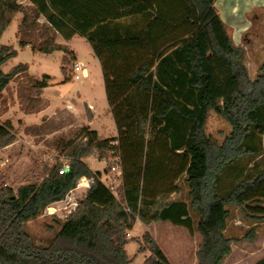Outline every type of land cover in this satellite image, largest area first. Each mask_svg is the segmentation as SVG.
Returning <instances> with one entry per match:
<instances>
[{"label":"trees","instance_id":"1","mask_svg":"<svg viewBox=\"0 0 264 264\" xmlns=\"http://www.w3.org/2000/svg\"><path fill=\"white\" fill-rule=\"evenodd\" d=\"M28 2L30 7L0 0V37L18 12L21 29L28 11L42 16L64 39L84 37L101 63L117 134L99 138L83 126L76 138L84 141L66 145L67 171L59 172L62 165L56 163L45 167L39 182L15 191L0 185V264H130L127 233L137 220L145 226L169 221L189 234L196 230L201 236L196 264H221L233 241L224 233L228 207L254 221L264 216V60L250 79L244 50L234 46L215 0ZM54 49L74 64V52L63 45L41 50ZM16 53L0 46V66ZM19 68L27 70L24 64L8 72L0 68V92ZM43 77L37 81L40 88L48 75ZM208 110L230 126L219 144L204 132ZM14 140L11 124H0V148ZM160 141L163 147L154 148ZM93 150L99 156L115 151L119 157L122 201L83 161ZM249 157H260V165L244 169L241 161ZM168 169H174L173 181L163 190ZM80 176L94 179L83 198L64 219H55L59 228L47 242L32 239L25 223L62 200ZM180 178L187 200L156 199L177 192ZM252 204L257 208L247 213ZM190 210L197 216L195 226ZM254 230L242 239L252 242ZM141 239L138 252L149 251L142 264H170L148 232ZM253 264H264V256Z\"/></svg>","mask_w":264,"mask_h":264},{"label":"rangeland","instance_id":"2","mask_svg":"<svg viewBox=\"0 0 264 264\" xmlns=\"http://www.w3.org/2000/svg\"><path fill=\"white\" fill-rule=\"evenodd\" d=\"M19 1L30 7L28 0ZM22 18L21 12L16 13L0 37V46H9L17 52L15 56L1 64V70L8 72L20 64L27 66V70L22 71L19 68L20 72L0 92V124L10 123L15 136L11 144L0 148V185H7L14 191L21 184L39 182L45 175V167L56 163H61L62 167L68 166L70 157L67 155V143L84 141L76 138L77 132L83 126L81 122L74 120L78 117L76 108L80 109L84 117L90 118L94 112L87 107L86 103L91 100L97 112L103 111L101 97L91 93L84 94V97L81 94L80 98L86 102L84 104L68 98L63 101V105H59L60 97L63 95L77 97L76 92L81 93L83 80L73 79L74 60L69 55H64L62 51L60 55L57 49L51 50L49 54L41 50L43 47L61 45L58 44L61 38L51 29L45 19L28 11L26 23L20 29ZM263 26V24L257 26L256 23L252 26V32L258 36L259 43L248 48L247 73L250 79L257 76L258 68L264 60ZM20 41L28 43L29 47L24 48ZM67 44L68 46H63L74 50L79 61L85 64L89 62V45L82 37L74 36ZM63 57L67 58L64 63H62ZM45 74L49 76L48 82L51 85L43 90L38 87L37 81L42 80ZM64 81L66 82L63 83ZM94 126L100 131L99 138L112 137L106 116L94 121ZM204 132L219 144L230 132V126L223 118L212 110H208ZM153 146L156 149L163 147L161 141L158 145L153 143ZM115 154V151H108L105 155L99 156L98 152L93 150L89 156L83 158V161L92 167L93 172L99 174L100 180L109 187L119 201H122L121 175H117V170L111 169L117 161ZM259 161L260 157H249L243 159L241 165L245 166L244 169H250L253 165L259 166ZM176 166L177 162L174 168ZM165 172L167 178L163 182V190L171 187L174 169L173 171L168 169ZM149 185L152 187V184ZM175 185L178 186L177 192H173L166 198L160 195L156 199L163 202L172 199L187 200V186L182 179L176 181ZM70 191V198H66L68 191L61 201L49 205L54 207V212L49 213L46 207L41 215L25 223V229L32 239L47 242L59 228L55 219H64L85 193L84 189L79 188H73ZM260 206L264 207V203ZM255 208H257L255 204L247 206L246 212L251 213ZM228 209L229 214L226 218L224 233L233 241L230 244L229 255L223 259L221 264H253L264 256V216L262 220L254 221L247 218L243 211L235 206L230 205ZM190 215L195 226L197 216L192 210H190ZM251 227H254L256 235L252 242L242 239ZM144 232H148L153 237L170 264L197 263L196 251L201 236L196 230L193 234H189L185 227L174 225L169 221H156L149 227L136 221L127 233L129 240L125 246L130 264H142L149 255L148 250L138 252L139 244H144L141 239Z\"/></svg>","mask_w":264,"mask_h":264},{"label":"crops","instance_id":"3","mask_svg":"<svg viewBox=\"0 0 264 264\" xmlns=\"http://www.w3.org/2000/svg\"><path fill=\"white\" fill-rule=\"evenodd\" d=\"M214 6L234 46H239L243 48L244 50L243 63L246 66V70L248 71L247 69V64H248L247 55L249 53L248 48L259 43L258 36L256 35L255 32H252V28H253L252 26L255 23L257 24V26L258 25L260 26L262 24L264 25V0H215ZM74 36H78V35H74ZM59 37L61 38V41H59L58 44L66 45V46H68L67 42L70 39H72V37L70 39H64L60 35ZM82 38L85 40L84 37ZM87 44L89 45V51H90V60L89 62H87V64H85L82 61H79L77 58V54L74 52V50L70 48L76 56V61L81 62L83 65H86L87 71H88L87 77L80 79V81L83 80L81 89H80L81 93L79 91L76 92L77 97L63 95L62 97H60L61 102L59 105H63V101H65L68 98L71 100H77V102L80 104L86 103L83 101V98H80L81 94L83 97H84V94L86 93H91L92 95L100 96L102 100V105H103L102 112H97L96 106L94 105L93 101L90 100L86 104H87V107L90 110H92V112H94V115L90 116V118L84 117L80 109L76 108L75 110L78 112L77 113L78 117L76 119L74 118V120L81 122L83 126H87V127L89 126L90 127V128L88 127L89 129L95 130L97 134L101 136L100 131L94 126V121H96L98 118H102L106 116L109 122L111 136L115 137L117 134L116 127L114 124L112 114L110 112V108L106 100V93H105V86H104V79H103L101 63L99 59L94 55L90 44L88 42ZM26 47L27 48L29 47L28 43L24 45V48ZM57 50L59 52L61 51L59 49ZM46 53L49 54L50 52H46ZM61 54L62 53L60 52V55ZM48 79H49V76L47 78L46 85L42 87L43 90H45L48 86L51 85L50 82H48ZM65 82L66 81H64L63 83ZM43 95H44V91H43ZM49 103H51L50 100H49ZM66 112H70V111H66ZM90 168L92 167L90 166ZM150 225L151 224H149L146 227H149Z\"/></svg>","mask_w":264,"mask_h":264},{"label":"built area","instance_id":"4","mask_svg":"<svg viewBox=\"0 0 264 264\" xmlns=\"http://www.w3.org/2000/svg\"><path fill=\"white\" fill-rule=\"evenodd\" d=\"M73 68H74V74H73V79L75 80H80L82 78L87 77L88 72L86 67L81 63V62H74L73 64ZM116 160L115 163L111 166L112 170H117V175H121V169H120V163H119V157L116 156ZM67 168L66 165H64L59 172H63L65 171V169ZM94 181L93 177H86V176H80L77 180L76 186L74 188L76 189H84L86 190L89 185ZM71 191H69V194H67L66 198H70ZM61 201V200H60ZM56 203V202H55ZM49 206V205H48ZM46 206L49 210V207ZM74 209V208H73ZM72 209V210H73ZM70 211V210H68ZM49 213H52L50 211H48ZM54 212V211H53ZM71 212V211H70Z\"/></svg>","mask_w":264,"mask_h":264},{"label":"bare ground","instance_id":"5","mask_svg":"<svg viewBox=\"0 0 264 264\" xmlns=\"http://www.w3.org/2000/svg\"><path fill=\"white\" fill-rule=\"evenodd\" d=\"M49 207V211L50 212H53L54 211V207H52V206H48Z\"/></svg>","mask_w":264,"mask_h":264},{"label":"water","instance_id":"6","mask_svg":"<svg viewBox=\"0 0 264 264\" xmlns=\"http://www.w3.org/2000/svg\"><path fill=\"white\" fill-rule=\"evenodd\" d=\"M67 170H68V168L65 169V171H67Z\"/></svg>","mask_w":264,"mask_h":264}]
</instances>
